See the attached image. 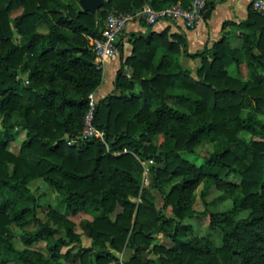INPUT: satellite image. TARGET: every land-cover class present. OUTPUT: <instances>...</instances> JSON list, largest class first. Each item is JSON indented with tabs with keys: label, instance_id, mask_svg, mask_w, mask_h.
I'll list each match as a JSON object with an SVG mask.
<instances>
[{
	"label": "trees",
	"instance_id": "16d2710c",
	"mask_svg": "<svg viewBox=\"0 0 264 264\" xmlns=\"http://www.w3.org/2000/svg\"><path fill=\"white\" fill-rule=\"evenodd\" d=\"M189 1L103 0L89 11L76 0H0V248L11 253L0 264H62L61 259L75 257L79 264H264V121L256 115L264 107V10L249 4L243 19L223 22L239 34L222 31L194 52H187L182 35L168 27L133 35L114 89L95 99L92 123L103 131L104 142L95 136L67 142L78 136L87 93L102 79L91 39L99 35L107 12ZM233 35L238 45L231 43ZM181 55L199 58L192 74ZM241 63L245 78L238 75ZM21 129L24 138L14 152L8 141ZM241 130L258 138L245 140ZM157 133L161 140L155 144L151 137ZM201 140L211 142L201 153L202 164L238 173L237 184L181 156ZM137 157L152 160L153 185L172 216L159 207L150 208L148 221L140 217L148 205L130 198L141 182ZM35 177L55 191L43 218L26 186ZM170 177L176 179L164 191L162 183ZM201 182L231 196L229 208L207 212V228L217 233V242L208 233L186 236L191 225L181 221L193 215ZM240 210L246 215L235 217ZM79 211L91 216L77 222L90 245L71 250L78 234L68 214ZM9 222L21 229V248L12 244ZM158 233L170 246L149 247ZM39 242L42 248L35 246ZM124 248L129 252L121 258L117 253ZM155 248L164 253L156 262L148 257Z\"/></svg>",
	"mask_w": 264,
	"mask_h": 264
},
{
	"label": "rangeland",
	"instance_id": "374dc122",
	"mask_svg": "<svg viewBox=\"0 0 264 264\" xmlns=\"http://www.w3.org/2000/svg\"><path fill=\"white\" fill-rule=\"evenodd\" d=\"M19 10L20 8L17 7L11 10L9 15L10 16L14 15L18 13ZM16 36H17L16 33L13 32V37L16 38ZM231 43L233 45H238L239 41L237 39L232 38ZM194 60H196L194 61V63H191L190 61L186 65L187 68L190 70L191 74L193 73L194 68L198 65L199 58L196 57ZM227 69L230 74H234V75L236 74L235 70L231 66H229ZM127 72L129 74L128 70ZM238 75L241 78L246 77V68L243 63L240 64V72ZM248 108H252V103L248 104L246 107H243L241 114H244V112ZM256 115L264 121V107L260 110H257ZM24 134H25L24 129H21L16 133H14V136L8 141L7 148L15 152L18 148L19 143L24 138ZM238 134L242 136L245 140H248L250 138H258L257 135L251 134L246 130H241L238 132ZM67 139H70V137H67ZM160 140H161V134L159 133L154 134L151 137L152 143L157 144ZM210 149H211V142L209 140H201L193 147V152L181 151L180 154L183 158H185L189 162H192L193 164L200 166L203 170H205V172L216 171L218 176H220L223 180H227L233 182L234 184H237L239 180L238 173L234 171L225 173V168L216 169L214 167H207L202 164L201 153L204 151H208ZM139 162L142 165L141 180H140L141 182L137 190V193L133 196H130V198L135 202H143L148 205V207L145 208L146 211L142 213V216L140 217L145 218V220L148 221L151 217L150 208L156 209L159 207L162 209V213L164 215L172 216L173 212L169 204L161 207L162 195L157 189V187L153 185L151 174L149 172V164L152 163V160L149 161L148 158L139 159ZM262 166H263V176H264V155L262 160ZM175 179H176L175 177H170L168 180H165L162 183V189L166 191L168 189L169 183ZM26 186L30 190V192H32L35 196V201H36L35 209L37 216L43 218L48 205L54 203L55 191L52 190L41 177H35L31 179ZM201 191H204L203 198L200 197ZM194 193H195V199L191 205V207L194 210L193 215L184 216L183 218H181V221L188 222L191 225V229L186 231L185 235L200 236L203 235L204 233H208L210 237L215 239L217 237V233L214 231H209V229L207 228V223H208L207 212L220 211L229 208L232 204L231 196L225 191H223L222 188H216L212 184H210L208 187L205 188L203 182L197 185ZM202 199L204 200V202ZM246 213L247 210H240L239 212L236 213L235 217H243L246 215ZM134 215H135V210L133 211L132 219ZM68 217L74 222L73 230L78 234V242L71 243L69 245L70 249L76 250L78 246H83V247L89 246L90 239L84 233L81 232L77 222L82 217L90 218L91 216L84 211H79L75 214H68ZM8 228L12 234V238H11L12 244L16 248H21L23 246L19 239V233L21 232V229L17 227L13 222L8 223ZM215 242H217L216 239ZM152 244H154L155 246L161 245L163 247H168L170 246L171 243L161 233H158L152 239L149 247L152 246ZM35 246L42 248V242H39ZM62 249H64V247ZM128 252H129L128 248H124L123 251L118 252L117 255L121 258L122 257L124 258L126 257V254ZM8 255H11V253L6 252L2 248H0V258ZM163 256H164L163 251L156 248L151 249L148 252L149 259L154 262L158 261L159 258H163ZM61 262L62 264H79L78 257L72 259H61ZM5 264H18V263L14 261H8ZM191 264H210V263H207L204 260H194Z\"/></svg>",
	"mask_w": 264,
	"mask_h": 264
},
{
	"label": "crops",
	"instance_id": "0c3cea01",
	"mask_svg": "<svg viewBox=\"0 0 264 264\" xmlns=\"http://www.w3.org/2000/svg\"><path fill=\"white\" fill-rule=\"evenodd\" d=\"M206 9L202 13L201 23L195 28H184L180 22L173 20H159L153 24H147L143 20H130L126 23L117 38L116 52L100 63L102 79L99 85L93 90L95 99H98L114 89V77L121 60L130 52V40L133 35L145 34L148 30L158 31L163 27H168L169 32H177L182 35L185 41L187 52L201 50L208 46L212 40L219 37L222 31H229L235 35L239 34L238 29H234L225 21L238 22L246 16L247 7L250 0H204ZM207 10V12H205ZM237 39L238 37L232 36ZM196 57L180 56V62L187 67V63H194ZM123 70L128 74L129 67L124 66Z\"/></svg>",
	"mask_w": 264,
	"mask_h": 264
},
{
	"label": "built area",
	"instance_id": "2783aa9c",
	"mask_svg": "<svg viewBox=\"0 0 264 264\" xmlns=\"http://www.w3.org/2000/svg\"><path fill=\"white\" fill-rule=\"evenodd\" d=\"M252 8L258 11L264 10V0H250ZM204 0H190L182 6L174 2L160 8H154L149 3H143L138 9L132 11L107 12L103 25L98 36L91 39V48L96 61L111 57L116 52L118 35L130 20H143L147 24H153L159 20L178 21L187 29L195 28L201 23ZM88 108L83 116V125L77 137L67 139L68 143L76 142L79 139L95 136L104 142L103 131L92 123V112L95 103L93 91L87 93ZM125 149L122 148V151ZM151 161L150 158H148Z\"/></svg>",
	"mask_w": 264,
	"mask_h": 264
},
{
	"label": "water",
	"instance_id": "95a60500",
	"mask_svg": "<svg viewBox=\"0 0 264 264\" xmlns=\"http://www.w3.org/2000/svg\"><path fill=\"white\" fill-rule=\"evenodd\" d=\"M79 7L83 10L95 11L103 0H76Z\"/></svg>",
	"mask_w": 264,
	"mask_h": 264
}]
</instances>
